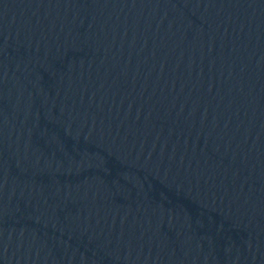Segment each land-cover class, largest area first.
Masks as SVG:
<instances>
[{
  "label": "water",
  "instance_id": "95a60500",
  "mask_svg": "<svg viewBox=\"0 0 264 264\" xmlns=\"http://www.w3.org/2000/svg\"><path fill=\"white\" fill-rule=\"evenodd\" d=\"M0 264H264V0H0Z\"/></svg>",
  "mask_w": 264,
  "mask_h": 264
}]
</instances>
